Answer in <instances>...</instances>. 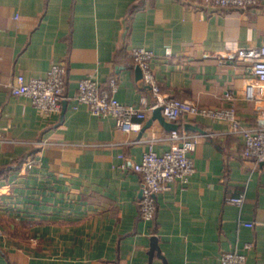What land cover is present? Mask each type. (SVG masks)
<instances>
[{"label": "crops", "instance_id": "crops-1", "mask_svg": "<svg viewBox=\"0 0 264 264\" xmlns=\"http://www.w3.org/2000/svg\"><path fill=\"white\" fill-rule=\"evenodd\" d=\"M261 44L264 0L244 9L204 0H0V264H221V252L234 249L246 264H264V161L242 155V136L227 120L174 121L198 137L194 171L156 195L153 219L139 216L142 178L132 163L168 148L171 129L154 117L155 98L128 55L138 45L154 51L166 96L220 106L231 89L250 128L263 102L243 97L250 63L235 51ZM54 62L67 69L58 111L10 92L17 73L45 75ZM84 76L102 86L114 76L115 96L145 107L141 128L126 132L112 115L74 108ZM241 193V205L226 201Z\"/></svg>", "mask_w": 264, "mask_h": 264}, {"label": "built area", "instance_id": "built-area-1", "mask_svg": "<svg viewBox=\"0 0 264 264\" xmlns=\"http://www.w3.org/2000/svg\"><path fill=\"white\" fill-rule=\"evenodd\" d=\"M206 3L221 7L247 8L258 0H204ZM17 17V14L14 15ZM239 58L250 63L251 75L246 77L244 83V95L247 100H259L263 104L255 107V124L253 127H245L240 123L233 100L235 95L231 89H225L222 93L225 105L209 106L181 99L176 96L165 95L160 91V84L156 78L152 61L154 51L145 46H132L128 55L135 66H139L142 72V80L153 94L155 100L149 107H161L163 116L170 121H176L182 116L206 115L217 119L227 120L231 130L240 132L242 136L241 152L245 157L257 161H264V44L257 46L239 47L236 49ZM166 53H171L170 47ZM67 69L64 64L54 62L45 75L32 76L26 79L23 73H17L10 86L13 95H27L34 106L44 113L56 112L60 109L61 99L66 86ZM117 80L111 76L107 86H102L96 79L90 76L81 77L78 81L77 92L74 95L73 107L79 103H85L89 111L95 115H112L116 126L131 132L141 128V119L146 116L143 106L121 102L116 96ZM142 105L146 103V97H142ZM171 142L168 148L161 152L149 149L143 152L141 160L132 163V167L141 175L142 194L139 199V216L142 219L154 218L157 209L156 195L169 188L172 181L178 179L187 181L194 171V162L191 152L195 149L198 137L189 135L178 128L170 130ZM36 159L26 160L28 165ZM243 194L226 197V201L241 205ZM246 226H253L252 221H243ZM2 228L0 225V236ZM247 246H249L247 244ZM221 264H246V255L239 250H224L220 254Z\"/></svg>", "mask_w": 264, "mask_h": 264}, {"label": "water", "instance_id": "water-1", "mask_svg": "<svg viewBox=\"0 0 264 264\" xmlns=\"http://www.w3.org/2000/svg\"><path fill=\"white\" fill-rule=\"evenodd\" d=\"M135 67H136L138 73L142 76V72H141L140 67L137 66V65ZM154 117H157L158 120L160 121V123L163 124L164 126H166L167 128H170V129L177 128V123L176 122L167 120L163 116L160 106H157V107L154 108ZM185 126L186 127H191V128H198L199 130H201L199 127L193 126L190 123H186Z\"/></svg>", "mask_w": 264, "mask_h": 264}]
</instances>
